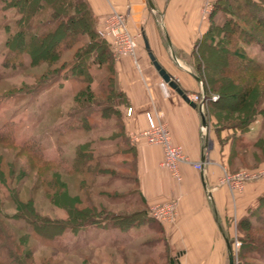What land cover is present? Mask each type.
Here are the masks:
<instances>
[{"label":"trees","instance_id":"16d2710c","mask_svg":"<svg viewBox=\"0 0 264 264\" xmlns=\"http://www.w3.org/2000/svg\"><path fill=\"white\" fill-rule=\"evenodd\" d=\"M228 1L216 0L215 6L218 9L221 7L225 14L224 22L212 24V17L216 12L212 13L209 29L196 42L192 55L197 62L194 68L196 73H199L198 79L203 84L205 103L208 104L206 115L215 119L214 128L220 144H225L220 138L221 131H235L226 162L229 171H234L237 167L249 166L248 158L254 159L255 162L264 158V122L252 140H246L244 137L251 133L249 131L257 116H264V64L248 56L243 46L255 42L264 50V36L259 35L255 29L256 25L264 30V0H232L234 7H231ZM4 5V10L15 9L18 16L14 19L13 28L9 23L3 27L7 37L4 41L6 51L2 65L19 66L26 62L27 58L30 66H47L46 72L37 79L36 86L30 89L29 93L41 94L49 90L56 81H61L58 85L62 87V81L73 80L72 95L76 105L72 114L76 121L70 123V128L88 129V118L92 115L86 112L87 107L100 106V109H97L100 115L105 118L114 117L119 129L118 133H112L111 140H119L122 137L129 145L128 149L135 155L136 149L129 144V136L119 110L120 105L129 106L128 98L117 86L113 53L108 41L98 35L99 21L89 1L4 0ZM93 68L104 69L106 73L103 86L98 89L104 97L96 96ZM62 70L70 73L57 78ZM212 93L216 94V99L211 98ZM205 119L207 121L206 116ZM238 132L240 136L237 135ZM1 145L12 146L17 148L16 154L26 155L28 168L36 170L39 174L38 178L48 193L52 194L53 202H59V205H63L68 211L67 219H52L39 215L32 200L16 201V211L5 214L6 218L15 223L25 222L29 229L42 239L54 240L68 230L78 232L86 226L102 228L110 225L128 231L145 224H153V219L147 216L149 208L146 207L138 188L135 190L139 194L143 209L128 214H111L101 207L103 215H100L96 205L80 208L78 203H81V199L68 195L67 184L53 171L58 162L46 157L39 141L18 140L12 125H5L0 127ZM91 159V151L79 145L73 161V170L84 173ZM103 170L98 168V172ZM111 173L115 175L114 171ZM27 174L25 170L21 172V176ZM133 178L137 186V173ZM125 203L128 204V201ZM131 203L132 200L129 201V204ZM254 207H251L249 215L240 221V229L245 231L246 235L241 258L246 264H254L249 263L248 259H255L262 262L258 264H264V235L256 233L257 230L264 232V223H254L252 219L260 213V216H263L257 209H264V195L258 198ZM5 222V218L0 216V264H27L25 260L32 257L33 249L26 247L22 255L18 248L29 243L30 232L26 231L24 236L17 239L11 225ZM158 230H162L161 226ZM167 263L172 264L169 257Z\"/></svg>","mask_w":264,"mask_h":264},{"label":"rangeland","instance_id":"374dc122","mask_svg":"<svg viewBox=\"0 0 264 264\" xmlns=\"http://www.w3.org/2000/svg\"><path fill=\"white\" fill-rule=\"evenodd\" d=\"M211 3L209 1L205 5V13L210 11ZM215 3L216 1L212 3L214 7H211L210 15L214 11L216 12L212 17V24L217 25L224 22L225 14L221 7L218 9L215 6ZM228 3L232 5L231 7L235 6L232 0H229ZM4 6V0H0V127L12 125L18 140L35 139L42 144L46 157L58 162V165H54L53 171L59 174L61 180L67 184L68 195H75L81 199V203H78L80 208L89 207L91 204L96 205L100 215H103L101 207L106 208L111 214H128L143 209L139 194L135 190L137 186L133 182V177L137 173V153L135 151L134 155V152L128 149L129 145L122 137L119 140H111L112 133L119 132L115 118L102 117L97 111L100 106L91 105L86 109V112L92 115L88 118L89 128H70V123L76 121L72 114L76 105L72 95L73 80L62 81V87L58 85L61 81H56L49 90L41 94L29 93V90L36 86L37 79L46 72L47 66L45 64L30 66L27 58L26 62L19 66L6 67L2 65L6 51L4 41L7 37V32L3 27L9 23L13 28L14 19L18 16L15 9L4 10ZM247 20L250 21L249 18ZM255 29L259 35L264 36L262 27L255 25ZM243 46L248 56L254 57L264 64V50L260 44L253 42ZM109 47L112 51L111 45ZM115 56L113 54V58ZM191 63L193 67L197 63L193 57H191ZM92 72L95 76L93 87L97 90L96 96L100 95L101 97L102 94L98 92V89L103 86V78L106 73L104 69L96 68H93ZM66 73H70V71L62 70L57 78ZM198 74H194V76L198 77ZM202 91L204 93L203 84ZM210 95L212 99L217 97L213 93ZM127 108L124 105L119 106L122 118ZM206 112H208L207 103L204 105V114L208 125L205 127L207 145L210 146L212 141V145L216 144L222 149L227 145L229 154L230 143L232 137H235V131L232 129L221 131L220 138L223 143L225 142L222 146L214 128L215 119L207 117ZM263 122L264 116L258 115L249 131L251 133L244 135L245 139L252 140L257 134L256 132L261 129ZM124 125L126 129V124L124 123ZM237 135L241 134L238 132ZM129 144L132 145L130 137ZM79 145L91 151L92 154L90 165L82 174L74 171L72 167ZM211 151L212 149L207 151L206 163L211 162L209 155ZM17 152V148L12 146H0V216L5 218V223L11 225L15 238L24 236L26 231L30 232L29 243L18 248L22 255V251H25L26 247L33 249L32 257L25 260L27 264H168L169 251L164 247L165 238L162 230H158L161 221L151 216L150 209L147 216L154 221L150 225L145 224L128 231H122L110 225L102 228L86 226L78 232L68 230L54 240L42 239L33 233L25 222L15 223L7 219L5 214L16 211V201L27 200L33 201L41 216L52 219H67L69 217L68 211L63 208V205L53 202L52 194L42 186L36 170L28 168L26 155L16 154ZM223 155L221 154V156ZM247 161L249 166H240L234 171H229L228 165H225V169H222L220 182L226 175L235 176L243 171L251 172L264 166V158L259 162H255L252 158H248ZM98 168H103V172H98ZM23 170L27 171V176H21ZM111 171H114L115 175ZM258 178L247 179L238 186L227 185L232 199L229 210L233 211L228 222L231 228V243L235 241L241 243L236 252L239 264H246L241 258L243 240L246 235L245 231L240 229V221L244 216L249 215L251 207L244 216L239 217L236 213L235 199L244 191L248 183ZM130 200L133 203L129 204ZM125 201H128V204ZM257 210L262 212L263 216H260V213V215H254L251 218L254 223H264V209ZM256 233L264 235L263 231L257 230ZM14 248L16 249V246ZM248 261L254 264L262 263L255 259H248Z\"/></svg>","mask_w":264,"mask_h":264},{"label":"crops","instance_id":"0c3cea01","mask_svg":"<svg viewBox=\"0 0 264 264\" xmlns=\"http://www.w3.org/2000/svg\"><path fill=\"white\" fill-rule=\"evenodd\" d=\"M99 25L113 9L126 13L134 32H140L137 57L114 58L119 90L132 107L124 113L126 133L137 153V188L146 207L176 200L175 216L161 221L172 264H230L231 228L229 218L232 199L220 176L228 157V146L207 145L202 134V115L159 75L148 56L144 38L157 61L171 74L191 97L200 94L202 82L191 63L192 51L209 29L211 10L216 0H88ZM211 3L209 12L205 5ZM152 112L168 124L172 140L181 145L189 162L180 165L182 178L176 180L162 166L163 150L135 135L148 125L145 113ZM206 126L207 123H206ZM247 137V136H246ZM209 138V137H208ZM207 140V138H206ZM211 162L199 170L194 163ZM221 154H224L221 156ZM264 195V176L248 183L235 199L236 213L244 216ZM230 205V206H229Z\"/></svg>","mask_w":264,"mask_h":264},{"label":"built area","instance_id":"2783aa9c","mask_svg":"<svg viewBox=\"0 0 264 264\" xmlns=\"http://www.w3.org/2000/svg\"><path fill=\"white\" fill-rule=\"evenodd\" d=\"M97 32L100 37L106 39L110 43L112 52L116 56L137 57L141 33L134 32L131 29L126 13L113 9L103 18L102 24L99 25ZM190 98L197 103V107L204 114V93L192 94ZM132 112V107H128L126 114L130 116ZM145 115L148 125L135 135L134 140H144L151 145L160 146L163 150L162 166L170 172L173 178L181 180L180 165L184 162H189V158L185 154L183 147L173 142L170 128L166 122L157 120L152 112H146ZM205 127L206 125H202V134L206 141L207 134L205 132ZM206 161L207 159L201 162L198 161L194 163V167L201 170L204 168ZM262 176H264V166L251 172L243 171L235 176L226 175L222 177L223 180L221 184L231 185L233 187L242 184L243 181L247 179L249 180ZM176 206V200L157 203L149 208L150 214L158 221H169L175 216ZM240 246L241 243L239 241H235L231 244L233 264H239L236 252Z\"/></svg>","mask_w":264,"mask_h":264},{"label":"water","instance_id":"95a60500","mask_svg":"<svg viewBox=\"0 0 264 264\" xmlns=\"http://www.w3.org/2000/svg\"><path fill=\"white\" fill-rule=\"evenodd\" d=\"M144 40H145V45H146V49H147V52H148V56H149L150 60L152 61L154 67L157 69L159 75L163 78V80L166 83H168L170 85V87H172L179 95H181L182 98L187 103H189L192 107H197V103L190 98V96L178 84L176 79L171 74H169L167 72V70L157 61L154 53L150 49V46H149V43H148L147 39L144 38ZM201 115H202L203 125H206L207 121L205 119V115L202 112H201ZM229 248L231 250L230 246H229ZM230 264H233L232 255H231V258H230Z\"/></svg>","mask_w":264,"mask_h":264}]
</instances>
